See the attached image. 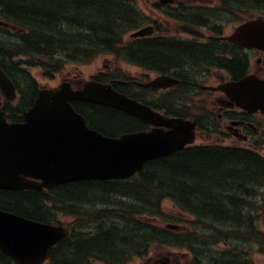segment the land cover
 <instances>
[{
    "label": "trees",
    "instance_id": "1",
    "mask_svg": "<svg viewBox=\"0 0 264 264\" xmlns=\"http://www.w3.org/2000/svg\"><path fill=\"white\" fill-rule=\"evenodd\" d=\"M164 13L189 27L213 26L212 32L219 35L222 28L214 25L264 18V0H217L215 8ZM0 20L12 27L0 26V68L20 92L16 107H3L12 121L22 117L36 96L34 82H27L29 77L22 71L27 67H39L52 76L64 63H89L107 53L181 80H193L197 71L215 67L234 78L247 74L248 58L241 49L214 39L124 42L126 33L150 21L134 0H0ZM184 32L197 35L191 29ZM177 92L179 97L185 93ZM72 106L104 135L140 129L139 121L110 108ZM263 191L264 159L257 153L190 147L147 162L140 173L124 181L86 180L42 192L0 190V209L51 224H59V217L71 219L70 233L51 251L48 264H126L133 255H145L153 244L209 247L229 240L261 252ZM164 200L193 215L191 233L165 230L148 221L165 217ZM239 251L232 247L205 259L209 264H249L244 249ZM0 264L14 263L0 253Z\"/></svg>",
    "mask_w": 264,
    "mask_h": 264
},
{
    "label": "water",
    "instance_id": "2",
    "mask_svg": "<svg viewBox=\"0 0 264 264\" xmlns=\"http://www.w3.org/2000/svg\"><path fill=\"white\" fill-rule=\"evenodd\" d=\"M2 25V22H0ZM150 28L131 35L144 37ZM225 40L264 52V20L237 26ZM178 80L160 76L146 84L167 88ZM231 103L248 113L264 114V78L248 75L218 88ZM4 101H14L11 81L0 69ZM85 101L128 113L154 128L148 132L106 137L87 127L70 105ZM24 123L9 124L0 110V189L41 191L81 180H123L152 159L171 155L194 141L195 122L169 119L146 105L114 91L110 85L89 82L73 91L68 83L38 92L24 113ZM166 128L164 131L160 128ZM168 228L177 229L169 225ZM68 233L62 226L37 222L0 209V252L16 264H43L49 251Z\"/></svg>",
    "mask_w": 264,
    "mask_h": 264
},
{
    "label": "rangeland",
    "instance_id": "3",
    "mask_svg": "<svg viewBox=\"0 0 264 264\" xmlns=\"http://www.w3.org/2000/svg\"><path fill=\"white\" fill-rule=\"evenodd\" d=\"M162 0H135V4L137 5L138 9L145 14L146 16H149L150 18H153L154 21H156L162 29L168 30V35L171 36H183L184 38H187V36L179 33L174 28L175 22L172 20L167 19L165 16H163L159 10H157L158 6L154 7L153 2H160ZM168 3V1H174L175 3H184V4H204V5H215V0H164ZM161 6V5H160ZM172 6V5H169ZM236 26L235 23H225L224 29H223V36H227L232 32V29ZM199 33L203 35V40H206L207 38L212 37V35L209 34V31L207 30H198ZM123 40L126 42L129 40V34L125 35ZM247 55L250 57V73H255V71L258 70V67L256 65V61L259 58V54L255 53H247ZM115 66L120 68L121 72V79H124L125 77L128 78H136L138 81L140 80H152L156 77L155 73L146 72L143 71L135 66H132L124 61L117 62L113 58L112 55H100L93 59L90 63H64L61 65L58 71L53 72L52 76L45 75L44 71L37 67H30V78L32 81H34L37 84V87L40 88H56L58 87L65 79H68L70 82L73 79H79L81 82H87L91 80V77L94 76L97 72L100 70L107 69L108 67ZM222 78H225L224 74H221L220 76L212 75L206 80V84H214L221 81ZM202 98V97H201ZM193 99L190 98V102H192ZM197 100L200 102V98L198 97ZM195 101L193 103V107L195 104H197V107H199L201 104L198 101ZM193 115H196L193 110ZM263 122V120H260ZM264 123V122H263ZM200 141H203L202 138L199 137V139L196 140V143H201ZM206 143V142H205ZM261 156L264 154V151H257ZM261 199V197H260ZM262 199H264V191L262 193ZM162 210L163 213L166 216V220H160L159 218H153L150 219L152 222H154L156 225L159 226H165L167 224H177L181 225L182 228L185 226L184 220H189L190 216L180 212L175 205L169 201L165 200L162 202ZM59 224L62 225H69L68 223L71 222L70 218L67 217H59ZM259 226L261 231L264 233V217H261ZM239 242H230L227 241H220L219 243H213L211 246H198L194 250L198 252L199 258L201 260V264H209L208 259L210 255H214L217 257V255L220 252H229L232 247L236 250L238 249H244L245 252H242V255L249 257L248 263L249 264H264V247L262 251H257L255 249L248 247L247 245L241 246L238 245ZM246 244V243H245ZM202 246V247H201ZM251 246V245H250ZM255 248V247H254ZM259 248V246H257ZM260 250V248H259ZM240 252V251H239ZM235 253V251H234ZM186 264L189 263V254L187 253V248L180 247V246H168V245H155L153 244L148 249L147 253L145 255L136 256L133 255L130 260L126 264Z\"/></svg>",
    "mask_w": 264,
    "mask_h": 264
},
{
    "label": "flooded vegetation",
    "instance_id": "4",
    "mask_svg": "<svg viewBox=\"0 0 264 264\" xmlns=\"http://www.w3.org/2000/svg\"><path fill=\"white\" fill-rule=\"evenodd\" d=\"M154 3L156 6H159L158 2ZM160 3H162V1ZM178 4H180V7L182 8L191 6L190 4H184L182 2H177L174 6ZM155 25L158 27L157 23ZM219 38L220 36L216 37L219 43L229 47H235ZM258 54L259 58L256 61L258 70L255 71V74L257 76H262L264 73V55L260 53ZM250 68L251 66L248 65V69ZM102 71L108 77L113 69L108 67ZM198 72H202L201 74H203V77L197 81L191 80L187 77L184 78V80H181V83L176 88L163 90L151 89L153 93H151L150 97L155 98L152 103H162L161 105H158V109L160 108L159 110L162 112H165L166 108L170 109V112H172L171 108H182L184 112L186 111L187 115H193L194 110L196 115H194L195 118L193 120L197 122L196 131L197 129L201 130L200 135L204 140L209 138L212 142H216L220 145L264 151V115L248 114L234 105H230V100L221 91L207 89L208 87H217L226 82L235 81L238 78H234L228 73V71L216 67L207 70L203 69ZM221 74H224L225 78H222L220 82L206 84V80L209 77L212 75L220 76ZM71 81L73 82L72 86L74 89H80L82 87V82L79 79H73ZM107 81L116 82L118 80L108 79ZM121 85L128 86L129 89L134 90H136V88H142L135 81L132 85H130L129 82H123ZM180 90L193 92V94H195L194 100L188 103L180 101L177 96V91ZM162 94H166L167 105L163 104V99L161 97ZM198 97L200 98V102L197 100ZM196 100L201 104L199 107H197V104L193 107V103H195ZM260 120H263V122ZM23 121L24 119L19 122ZM140 127V130L147 129L143 123H141ZM262 156L264 157V154H262Z\"/></svg>",
    "mask_w": 264,
    "mask_h": 264
}]
</instances>
